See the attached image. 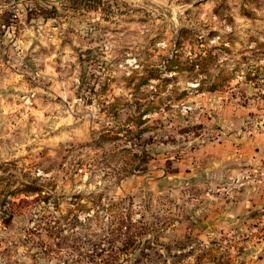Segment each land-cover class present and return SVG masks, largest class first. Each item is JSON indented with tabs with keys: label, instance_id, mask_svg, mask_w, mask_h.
<instances>
[{
	"label": "rangeland",
	"instance_id": "rangeland-1",
	"mask_svg": "<svg viewBox=\"0 0 264 264\" xmlns=\"http://www.w3.org/2000/svg\"><path fill=\"white\" fill-rule=\"evenodd\" d=\"M0 264H264V0H0Z\"/></svg>",
	"mask_w": 264,
	"mask_h": 264
},
{
	"label": "trees",
	"instance_id": "trees-1",
	"mask_svg": "<svg viewBox=\"0 0 264 264\" xmlns=\"http://www.w3.org/2000/svg\"><path fill=\"white\" fill-rule=\"evenodd\" d=\"M193 61V60H192ZM192 61H190L189 63H190V66H193L194 64H191L192 63ZM173 65V66H178L179 64H178V61H177V59H175V58H171V59H167V66H166V68H168V66H170V65ZM183 67H188V66H183ZM214 85L215 84H210L209 86H208V88L210 87V88H213L214 87ZM142 105V104H141ZM144 106H145V110L147 109V107L148 106H150V103H147V104H143ZM144 110V111H145ZM141 115V114H140ZM140 115H132L133 116V120L137 123V121L138 120H140ZM131 118H128L127 120H130ZM126 137V136H125ZM128 137V136H127ZM126 137V138H127ZM130 138V137H129ZM128 138V139H129ZM124 150L125 151H128L129 149L127 148V149H125L124 148ZM136 156H137V154H134V158H136ZM147 155H146V153L144 152V151H142V155L141 156H139V157H137L138 159L141 157L142 159L144 158V157H146ZM136 158V159H137Z\"/></svg>",
	"mask_w": 264,
	"mask_h": 264
}]
</instances>
